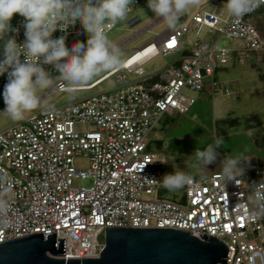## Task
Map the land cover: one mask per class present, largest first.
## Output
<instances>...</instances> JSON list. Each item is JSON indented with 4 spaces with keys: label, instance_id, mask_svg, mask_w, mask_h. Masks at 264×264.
<instances>
[{
    "label": "built area",
    "instance_id": "obj_1",
    "mask_svg": "<svg viewBox=\"0 0 264 264\" xmlns=\"http://www.w3.org/2000/svg\"><path fill=\"white\" fill-rule=\"evenodd\" d=\"M222 3L226 1L216 0L175 30L156 33L121 66L80 91L115 77L111 88L51 104L48 110L37 107L0 130V177L6 174L0 179V198L9 205L0 214V244L56 232L55 246L64 239V255L55 257L82 259L99 255L104 242L97 237L106 227L171 228L199 239L206 234L220 240L227 248L226 264H252L254 251L264 253V214H252L254 190L264 189V183H253L264 180V165H243L239 185L226 184L220 170L197 177L178 201L159 197L160 185L145 179L159 180L165 163L163 155L147 150L149 133L164 116L185 114L195 105L196 99L185 89L209 90L213 95L219 86L217 68L232 60L233 50L201 39L202 30L242 40V48L236 50L240 63H257L264 55V39L254 20L248 14L235 23L227 11H218ZM138 6L135 0L128 15ZM23 23L19 14L10 21L19 29L18 34L9 33L18 44L25 39ZM190 32L195 37L188 41L185 35ZM52 35H66L65 43L72 36H87L79 22ZM160 55L174 58L162 69L146 72L144 64ZM43 67L56 73L51 65ZM6 82L7 74L0 75V99ZM55 90L63 92L58 85L40 95L42 100ZM223 92L230 94L227 88ZM77 156L87 157L88 166L77 167ZM87 178L90 185L74 186L75 179ZM255 264H261L259 257Z\"/></svg>",
    "mask_w": 264,
    "mask_h": 264
},
{
    "label": "clouds",
    "instance_id": "obj_2",
    "mask_svg": "<svg viewBox=\"0 0 264 264\" xmlns=\"http://www.w3.org/2000/svg\"><path fill=\"white\" fill-rule=\"evenodd\" d=\"M134 3L135 0H0V75L7 74L2 95L8 117L20 121L25 119V113L40 107L42 97L38 89L49 90L59 85L69 99H75V94L94 77L121 66L124 61L120 49L109 39L107 31L126 20ZM199 4L200 0H147V8L170 30H175L181 17ZM261 5L264 0H226L224 4L229 17L237 24ZM15 14L24 18L22 44L17 43L15 35H9L19 32L10 24ZM75 22H79L87 35L86 42L76 41L69 47L65 43L66 35L53 38L58 28L64 31ZM43 65H51L57 75L53 76ZM51 107V104H43L45 110ZM225 143L224 137L217 135L203 150L196 148L192 154L193 166L201 169L214 164L219 156L217 149ZM248 161L243 153H229L220 161L219 175L226 184L239 185L237 177L243 175V165ZM0 179H6V174ZM145 179L175 192L193 184L195 177L176 168L159 180ZM260 183L264 180L253 185ZM253 203L256 208L252 214H264V189L254 190ZM8 208V202L0 198V214ZM257 257L264 264V253L255 251L252 264Z\"/></svg>",
    "mask_w": 264,
    "mask_h": 264
},
{
    "label": "rangeland",
    "instance_id": "obj_3",
    "mask_svg": "<svg viewBox=\"0 0 264 264\" xmlns=\"http://www.w3.org/2000/svg\"><path fill=\"white\" fill-rule=\"evenodd\" d=\"M214 1L216 0H200V4L183 15L180 22L183 19L189 22L195 11L207 9ZM221 9L226 12L224 3L219 5L218 11ZM249 16L256 23L264 39V7L257 8ZM131 20L134 21L129 25L127 22ZM167 28V25L147 8V0H139V6L135 12L129 14L126 20L118 22L113 30L107 32V35L117 46L124 42L119 48L121 59L124 60L138 47L152 39L156 33H161ZM185 37L193 40L195 35L190 32ZM199 37L208 42L216 41L220 47L232 49V60L217 68L215 79L219 86L214 89L213 95L209 90L196 92L185 89L186 95L196 99L195 105L185 114H173L174 118L167 126L161 128L164 125L160 127L158 124L156 129L149 133L147 150L155 151L165 157V163L160 170V179L164 174L172 173L176 168L192 174L195 178L209 176L220 170V161L229 153L232 155L243 153V158L249 159L246 164L253 163L254 160L257 162L264 160V55H261V60L257 63H240L237 60L236 50L242 48V40L228 38L215 31L208 33L207 28L202 30ZM173 58V56H157L144 64V70L146 72L160 70ZM103 73L105 72L100 73L93 80ZM55 75L57 73L53 76ZM114 80L115 77H112L90 91H78L75 99H69L66 93L55 90L42 100L41 106L44 103L63 104L86 97L100 89L111 88ZM225 88L230 91L229 95L223 92ZM37 91L39 95H42L48 90L38 89ZM0 107L5 108L2 95ZM15 122L17 121L10 119L4 111L0 113V130ZM217 135L223 136L226 142L223 147L217 149L219 152L217 161L207 165L206 168L194 167L195 157L192 154L195 149L199 147L203 150L207 144L214 142ZM75 164L77 167H87L88 159L84 156H77ZM91 182L90 178L75 179L73 184L74 186H88ZM184 192L185 187L169 192L159 186L158 196L178 201L183 197ZM97 239L103 243L104 233H99Z\"/></svg>",
    "mask_w": 264,
    "mask_h": 264
},
{
    "label": "water",
    "instance_id": "obj_4",
    "mask_svg": "<svg viewBox=\"0 0 264 264\" xmlns=\"http://www.w3.org/2000/svg\"><path fill=\"white\" fill-rule=\"evenodd\" d=\"M35 233L0 244V264H226L218 239L171 228L106 227L99 255L63 259L64 239Z\"/></svg>",
    "mask_w": 264,
    "mask_h": 264
},
{
    "label": "crops",
    "instance_id": "obj_5",
    "mask_svg": "<svg viewBox=\"0 0 264 264\" xmlns=\"http://www.w3.org/2000/svg\"><path fill=\"white\" fill-rule=\"evenodd\" d=\"M184 20V19H183ZM186 40H188V41H191L190 39H188V38H186ZM44 94V93H43ZM172 118H174V116L173 115H166V116H164L162 119H161V121L159 122V124H160V127L162 126V124L164 125V126H162L161 128H164L165 126H167L168 125V123H170L169 121H171V119ZM156 129V128H155ZM253 163H257V164H259V165H264V160H263V162H257V160H254L253 161Z\"/></svg>",
    "mask_w": 264,
    "mask_h": 264
},
{
    "label": "trees",
    "instance_id": "obj_6",
    "mask_svg": "<svg viewBox=\"0 0 264 264\" xmlns=\"http://www.w3.org/2000/svg\"><path fill=\"white\" fill-rule=\"evenodd\" d=\"M86 40H87V36H85V37L72 36V37L67 39L66 45L70 47L76 41L86 42Z\"/></svg>",
    "mask_w": 264,
    "mask_h": 264
},
{
    "label": "snow or ice",
    "instance_id": "obj_7",
    "mask_svg": "<svg viewBox=\"0 0 264 264\" xmlns=\"http://www.w3.org/2000/svg\"><path fill=\"white\" fill-rule=\"evenodd\" d=\"M169 47H171V45H169Z\"/></svg>",
    "mask_w": 264,
    "mask_h": 264
}]
</instances>
